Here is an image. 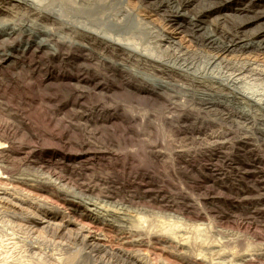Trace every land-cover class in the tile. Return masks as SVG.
<instances>
[{
	"label": "rangeland",
	"instance_id": "rangeland-1",
	"mask_svg": "<svg viewBox=\"0 0 264 264\" xmlns=\"http://www.w3.org/2000/svg\"><path fill=\"white\" fill-rule=\"evenodd\" d=\"M8 1L0 0V28L20 29L21 44L50 28L62 44L49 54L35 42L24 64L0 58V264H142L127 250L191 264L203 247L195 241L224 247L202 259L264 264V4L241 12L34 0L61 12L62 25ZM13 36L0 33L8 39L0 48L19 58ZM236 41L252 44L219 50ZM76 203L86 207L76 213ZM134 225L166 227L182 241L136 245L146 235ZM248 246L262 249L257 261L240 259Z\"/></svg>",
	"mask_w": 264,
	"mask_h": 264
},
{
	"label": "bare ground",
	"instance_id": "bare-ground-1",
	"mask_svg": "<svg viewBox=\"0 0 264 264\" xmlns=\"http://www.w3.org/2000/svg\"><path fill=\"white\" fill-rule=\"evenodd\" d=\"M6 1V0H5ZM9 1H18V2H20L21 4L23 3L24 5H27V6H29V7H31V8H34L35 7V9L37 10V11H39V9H40V11H39V13H42L43 15V17L44 18H47V19H50V20H52L53 22H57V23H59V22H61L62 21V19H64L63 17V15H62V13L61 12H59V11H55V10H50V9H44V8H42V7H40L37 3H35V1L34 0H9ZM8 1V2H9ZM102 1V0H101ZM103 1H108L109 2V0H103ZM111 1H113V2H128V1H135V2H141V3H160V4H163V5H179V7H185L186 9H188V7L189 6H191V5H199L200 6V4H222V8H228V7H231V8H228V9H236L237 11H245V12H248L249 10H251V9H249V8H241V7H239L240 5H242L243 3H246L247 5L249 4V6H250V4H254V5H263L264 4V0H110V2ZM7 2V3H8ZM251 5V6H252ZM26 6V7H27ZM170 6V7H171ZM212 6H214V5H211V7ZM217 6V5H216ZM223 6H225V7H223ZM248 6V7H249ZM154 7V6H153ZM178 7V6H177ZM245 7H246V5H245ZM190 8V7H189ZM1 9V8H0ZM181 9V8H180ZM179 8H178V10H180ZM214 9V8H213ZM216 9H217V7H216ZM253 9V8H252ZM255 9V8H254ZM262 10V9H261ZM187 11H189V10H185L184 11V14H183V17H190L189 16V13L187 12ZM211 11V10H210ZM178 12V11H177ZM177 12H175V13H177ZM195 13V12H194ZM228 13V12H227ZM244 14V13H243ZM180 15V14H179ZM224 15V14H223ZM228 15V14H227ZM230 15V14H229ZM240 15V14H239ZM248 15V14H247ZM262 15V14H261ZM260 15V16H261ZM259 16V17H260ZM231 17V16H230ZM258 17V18H259ZM193 16H191V20L193 21ZM248 19V18H247ZM176 20V23H178V21H177V19H175ZM175 20H174V22H175ZM189 20V19H188ZM203 20H205V19H203ZM187 21V20H186ZM197 21H199V20H197ZM201 22H202V20H200ZM256 21V20H255ZM254 21V22H255ZM64 22V21H63ZM66 22V21H65ZM253 22V23H254ZM67 23V22H66ZM65 23V24H66ZM258 23V22H257ZM60 24H62V22L60 23ZM64 24V25H65ZM179 24V23H178ZM199 24H201V23H199ZM247 24V23H246ZM63 25V24H62ZM67 25H69V24H67ZM182 26V24H179V26ZM190 25V24H189ZM196 25V24H195ZM175 26V25H174ZM178 27V28H182V27ZM199 26V25H198ZM237 26V25H236ZM78 27V26H77ZM178 28H176V30H172V32H170V33H172L173 35L170 37V40L171 39H174L175 37H174V34H178L179 32H177V30H178ZM75 29H76V27H75ZM18 30H20V29H17V27H15V26H12V27H10V26H8V24H5L4 26H2V28H0V33H7L8 34V37L10 38V37H12L14 34H16V38H15V40H16V42L18 41L19 43L18 44H16L15 45V43H14V45H13V43L11 44V52H13V51H16V50H18V49H20L21 51H20V53H19V55L20 56H18L19 58H15L14 56H11L12 54H9V51H8V53H6V50H3V49H1L0 48V58L1 59H3V58H5V57H3V56H9L8 58H10L11 60H9L8 59V61L11 63V62H13V63H19L20 64V61H21V63H25L24 61H23V58L25 57L24 56V54L23 53H25L26 52V50L28 49V48H30V46H32L35 42H36V44H37V46L38 47H40V48H42V49H47V51H48V49H50V50H52V52H54L53 54H55V53H57L58 51H59V44H62V41H61V38H60V40L58 39V37H57V35L55 34V32L53 33L52 32V29H50V28H48V29H46V30H40V31H37L36 33H41V35H44L45 37H44V39L43 38H41L40 40H32L31 39V37L34 35V33L32 32V36L31 37H28V39H27V41L24 43V44H21L23 41H22V34L23 33H16ZM196 30V29H195ZM21 31V30H20ZM77 31V30H76ZM87 31H92V30H87ZM241 31V30H240ZM93 32H95V31H93ZM93 32H90V36H93ZM183 32V31H182ZM181 32V33H182ZM31 33V32H30ZM88 33V32H87ZM257 33V32H256ZM21 34V35H20ZM96 34H97V32H96ZM100 35V34H99ZM98 35V36H99ZM57 38H56V37ZM95 36V35H94ZM14 37V36H13ZM100 37H103V36H101L100 35ZM105 37V36H104ZM5 38V37H4ZM56 39V40H55ZM262 39H263V37H262ZM100 40L101 41H104L105 43H108V44H110L111 45V47L112 46H116V47H119V48H121L123 51L125 50V46H123V44H118L117 42H115L114 40L111 42V39L109 40V39H107V38H100ZM261 40V39H260ZM1 41V44H2V46H6V43H7V41H8V39H4V40H0ZM94 41V40H93ZM215 41V40H214ZM219 41V40H218ZM240 41V40H239ZM259 41V40H258ZM262 41V40H261ZM15 42V41H14ZM220 42V41H219ZM231 42V41H230ZM264 41H262V43H263ZM120 43V42H119ZM214 43V42H213ZM251 42H249L248 44H245V43H243V44H241L240 42H237L236 41V43H229V44H222V45H219V50H221V51H224V52H233L234 50H235V48L236 47H239V48H242V49H247L248 48V46H249V44H250ZM262 43H258L259 45H261L262 46ZM104 44V43H103ZM219 44V43H218ZM252 44V43H251ZM257 44V45H258ZM76 45V44H75ZM214 45V44H213ZM7 46H9V45H7ZM63 46V45H62ZM264 46V45H263ZM83 47H85L86 48V46H83ZM127 47V46H126ZM5 48V47H4ZM8 48V47H7ZM33 48V47H32ZM61 48V47H60ZM110 48V47H109ZM216 48H218V46L216 47ZM238 49V48H237ZM39 50V49H38ZM37 50V51H38ZM19 51V50H18ZM33 51V50H32ZM31 51V52H32ZM41 51V50H40ZM130 51V50H129ZM34 52V51H33ZM32 52V53H33ZM36 52V51H35ZM43 52V51H42ZM46 53H49V51L48 52H46ZM135 53V52H134ZM7 54V55H6ZM9 54V55H8ZM44 54V53H43ZM50 54V53H49ZM59 55V54H58ZM138 55H141V54H138ZM22 56V57H21ZM24 56V57H23ZM57 56V55H56ZM141 56H143V55H141ZM27 57V56H26ZM25 57V58H26ZM7 58V57H6ZM13 58H15V59H13ZM141 59V58H140ZM5 60V59H4ZM29 63V62H28ZM12 64V63H11ZM16 64V65H17ZM10 66H12V65H10ZM47 75H50V74H47ZM63 78V77H62ZM52 79V78H51ZM50 79V80H51ZM46 80V79H45ZM44 80V81H45ZM79 82V81H78ZM60 83V82H59ZM156 84V83H155ZM134 84L132 83V82H130V83H128L127 84V86H129V87H131V88H134V89H137V90H139V91H146V92H149L150 94H153L152 92H156L157 93V91L155 90V89H152V91H150V89L149 88H145V87H137V88H135L134 86H133ZM157 85H158V87H154V88H160V86L162 85V84H158L157 83ZM156 85V86H157ZM102 88V87H101ZM103 89V88H102ZM166 91V90H165ZM159 92V91H158ZM210 103V102H209ZM248 113V112H247ZM245 113H241V115H244ZM246 116V115H245ZM251 118V117H250ZM30 182V181H29ZM51 183V182H50ZM55 183V182H54ZM51 185H52V183H51ZM54 185V184H53ZM58 186V185H57ZM55 188H56V185H55ZM58 188V187H57ZM61 188V187H60ZM59 189V188H58ZM64 189H65V187H64ZM62 190V189H61ZM70 190V189H69ZM58 191V190H57ZM64 191V190H63ZM66 191V190H65ZM93 191V190H92ZM73 193V192H72ZM75 195H76V193H75ZM79 195V194H78ZM65 197V196H64ZM74 197V196H73ZM37 198V197H36ZM76 198V197H75ZM43 199V198H42ZM69 199V198H68ZM48 201V200H47ZM72 201H74V200H72ZM76 202V201H75ZM73 203V202H72ZM78 203V202H77ZM75 204L74 205V211L77 213V212H79L80 211V209H81V207L82 206H84V207H86V205H84V204H82V205H80V204ZM81 203V202H80ZM93 203V202H92ZM74 204V203H73ZM73 204H72V206H73ZM41 205V204H40ZM43 206V205H42ZM41 206V207H42ZM46 206V205H45ZM94 206V205H93ZM58 207V206H57ZM52 208H54V207H52ZM92 207H87V209H89L90 211H93L94 210V213L93 214H95V215H97L98 216V214H96V212H95V208H93V210L91 209ZM56 209V208H55ZM58 209H59V207H58ZM71 210V209H70ZM73 211V210H72ZM98 211V210H97ZM50 212H51V210H50ZM61 212V211H60ZM75 212H74V214H75ZM120 212V211H119ZM56 213V212H55ZM85 213V212H84ZM192 213V212H191ZM196 213H197V211H196ZM51 214V213H50ZM101 214V213H100ZM83 215V214H82ZM82 215H80V216H82ZM87 215V214H86ZM86 215H85V217H86ZM88 215H90V214H88ZM102 215V214H101ZM198 215H199V213H198ZM36 216V215H35ZM200 216V215H199ZM83 217V216H82ZM89 217V216H88ZM99 217V216H98ZM62 218V217H61ZM81 218V217H80ZM91 218V217H90ZM199 217H197V219H198ZM36 219V218H35ZM82 219V218H81ZM92 219V218H91ZM44 220V219H43ZM86 220V219H85ZM99 220V219H98ZM51 221H52V219H51ZM44 222V221H43ZM82 223H83V221H82ZM94 223V222H93ZM61 224V223H60ZM81 224V223H80ZM79 224V225H80ZM115 224V223H114ZM117 224V223H116ZM47 225V224H46ZM53 225V224H52ZM56 225V224H55ZM89 225V224H88ZM200 225V224H199ZM199 225H197V226H199ZM202 225V224H201ZM82 226V225H81ZM130 226V225H129ZM45 227V226H44ZM80 227V226H79ZM86 227V226H85ZM121 228H122V226H120ZM133 227H136V228H140L141 229V227L139 226V225H134ZM82 228V227H81ZM130 228V227H129ZM83 229H84V227H83ZM143 229V228H142ZM141 229V230H142ZM58 230V229H57ZM80 230V229H79ZM96 230V229H95ZM127 230H130V229H127ZM135 230V229H134ZM89 231V230H88ZM144 231H147L146 233L145 232H143V230H142V232L143 233H145V235H146V237L144 238H141V236L140 235H142V234H138V239L137 238H135L134 240H132V241H134L135 242V244H136V242H138V244H143V243H147V244H149L150 243V240L152 239V237L153 236H167V237H172L173 239H175V240H178V242L177 243H181L180 241H182L179 237H177L173 232H172V230H170L169 228H166V227H162V228H157V227H155V228H150V229H148V230H145L144 229ZM82 232V231H81ZM84 232V231H83ZM130 233H131V231H130ZM136 233V232H135ZM141 233V232H140ZM90 234V233H89ZM135 235V234H134ZM133 235V236H134ZM87 236V235H86ZM94 238V237H93ZM99 240V239H98ZM217 241L218 240H220V239H216ZM215 241V240H214ZM221 241L222 240H220V243H221ZM184 242V241H183ZM216 242V241H215ZM223 242V241H222ZM132 243V242H131ZM166 243V242H165ZM185 243V242H184ZM189 243V242H188ZM198 243H200V245L201 244H203V247L201 248V249H197L198 250V253H197V255H192V256H188L187 257V259L189 258V261H190V263L191 264H207L206 263V261L209 263V264H229V263H225V261L226 260H223V261H216V260H214V261H216V262H213L212 260H208L207 259V257H205L206 259H202V257L206 254L204 251H207L208 253H209V251L211 252L212 251V254H213V251L215 250V248H214V250H212V248L213 247H215V246H213V247H210L209 248V246H211V245H209L208 247H204V244L205 243H207V242H198V241H195V242H190V245H192V246H197L198 245ZM209 243V242H208ZM218 243V242H217ZM219 243V245H220V249H221V245H223V244H220ZM137 245V244H136ZM206 245V244H205ZM213 245V244H212ZM216 245V244H215ZM178 246V245H177ZM191 246V247H192ZM217 246V245H216ZM254 247V246H253ZM176 248V247H175ZM178 248V247H177ZM200 248V247H199ZM190 249V248H189ZM251 246H248L247 247V249L245 250V251H247V253L245 254L244 253V255H241V257H240V259L242 260V261H244V262H248V261H250V262H253L254 260V255H256L257 254V252L256 251H262V249L261 250H256V251H254V252H251ZM124 250V249H123ZM122 250V251H123ZM127 250V249H126ZM187 250H188V248H187ZM224 247L221 249V250H219L218 249V251L221 253H223L224 251ZM179 251V250H178ZM216 252H218L217 251V249L215 250ZM214 251V252H215ZM244 251V252H245ZM250 251V252H249ZM124 252H125V250H124ZM127 253V255L129 254V255H131V253H135L136 254V256H137V258H139L140 260H141V263L142 264H154L153 262H152V260H151V258L147 255V254H143V253H141L140 252V250H137V251H135V250H127L126 251ZM197 252V251H196ZM215 252V253H216ZM186 253V252H185ZM189 253H191L190 252V250H189ZM221 253V254H222ZM225 253V252H224ZM233 253V258L235 257V253L236 252H232ZM242 253V252H241ZM262 253H264L263 251L262 252H259L258 253V255H260V257H261V255H262ZM187 254H188V252H187ZM195 254V253H194ZM220 254V255H221ZM237 254V253H236ZM243 254V253H242ZM184 255V254H183ZM208 255V254H207ZM214 255V254H213ZM219 255V254H218ZM199 256H201V259L203 260V261H199L198 260V258H199ZM213 257V256H212ZM219 257V256H218ZM259 257V256H258ZM263 257H264V255H263ZM154 258V257H153ZM204 258V257H203ZM210 258V257H209ZM216 258V257H215ZM233 258L231 257V260H232V263H233ZM237 258V257H236ZM214 259V258H213ZM257 258H255V260H256ZM261 259V258H260ZM228 260H230V259H228ZM253 260V261H252ZM154 261H156V260H154ZM158 261V260H157ZM257 261V260H256ZM226 262H229V261H226ZM234 262H235V260H234ZM158 264V263H157ZM235 264V263H234ZM238 264H240V263H238Z\"/></svg>",
	"mask_w": 264,
	"mask_h": 264
}]
</instances>
